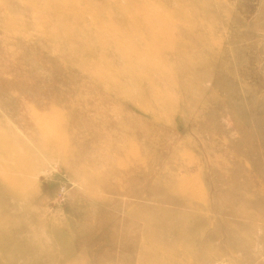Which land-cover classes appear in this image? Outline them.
Instances as JSON below:
<instances>
[{
  "label": "rangeland",
  "instance_id": "rangeland-1",
  "mask_svg": "<svg viewBox=\"0 0 264 264\" xmlns=\"http://www.w3.org/2000/svg\"><path fill=\"white\" fill-rule=\"evenodd\" d=\"M0 196V264H264V0H0Z\"/></svg>",
  "mask_w": 264,
  "mask_h": 264
},
{
  "label": "bare ground",
  "instance_id": "bare-ground-1",
  "mask_svg": "<svg viewBox=\"0 0 264 264\" xmlns=\"http://www.w3.org/2000/svg\"><path fill=\"white\" fill-rule=\"evenodd\" d=\"M2 187H4L3 185H2ZM5 188V187H4ZM4 188H2V189H4ZM1 192H4V191H1ZM7 193L9 194V193H11V190H9V189H7ZM1 197V196H0ZM1 210V209H0ZM4 211H6V210H4ZM3 211V212H4ZM6 213V212H5ZM1 214V213H0ZM10 214V213H9ZM2 215H3V213H2ZM1 216V215H0ZM4 225V224H3Z\"/></svg>",
  "mask_w": 264,
  "mask_h": 264
}]
</instances>
